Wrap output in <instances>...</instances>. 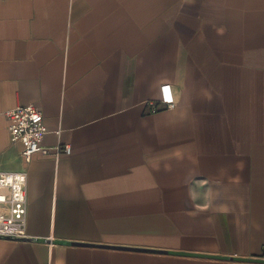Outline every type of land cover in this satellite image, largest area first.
I'll use <instances>...</instances> for the list:
<instances>
[{"label":"crops","instance_id":"1","mask_svg":"<svg viewBox=\"0 0 264 264\" xmlns=\"http://www.w3.org/2000/svg\"><path fill=\"white\" fill-rule=\"evenodd\" d=\"M26 103L49 149L29 163L4 115ZM19 170L0 264H264V0H0Z\"/></svg>","mask_w":264,"mask_h":264},{"label":"built area","instance_id":"2","mask_svg":"<svg viewBox=\"0 0 264 264\" xmlns=\"http://www.w3.org/2000/svg\"><path fill=\"white\" fill-rule=\"evenodd\" d=\"M161 101L166 107L174 106L168 84L161 86ZM4 115L9 139L22 144L20 154L25 163H29L37 153L49 154V149L42 145L46 127L42 110L37 105L17 104L4 111ZM57 150L69 153L70 147L65 145L62 148L57 147ZM26 182L25 170L0 171V238L16 239L26 235Z\"/></svg>","mask_w":264,"mask_h":264},{"label":"water","instance_id":"3","mask_svg":"<svg viewBox=\"0 0 264 264\" xmlns=\"http://www.w3.org/2000/svg\"><path fill=\"white\" fill-rule=\"evenodd\" d=\"M22 238H24V237H19V238H16V239H22Z\"/></svg>","mask_w":264,"mask_h":264},{"label":"snow or ice","instance_id":"4","mask_svg":"<svg viewBox=\"0 0 264 264\" xmlns=\"http://www.w3.org/2000/svg\"><path fill=\"white\" fill-rule=\"evenodd\" d=\"M165 91H167V90H165Z\"/></svg>","mask_w":264,"mask_h":264}]
</instances>
